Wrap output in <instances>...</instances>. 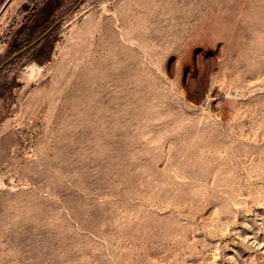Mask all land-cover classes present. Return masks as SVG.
<instances>
[{
	"label": "rangeland",
	"instance_id": "374dc122",
	"mask_svg": "<svg viewBox=\"0 0 264 264\" xmlns=\"http://www.w3.org/2000/svg\"><path fill=\"white\" fill-rule=\"evenodd\" d=\"M0 264H264V0L9 1Z\"/></svg>",
	"mask_w": 264,
	"mask_h": 264
},
{
	"label": "water",
	"instance_id": "95a60500",
	"mask_svg": "<svg viewBox=\"0 0 264 264\" xmlns=\"http://www.w3.org/2000/svg\"><path fill=\"white\" fill-rule=\"evenodd\" d=\"M51 28H52V27H51ZM51 28H49L44 34H42L40 38H42L45 34H47L48 31H49ZM40 38H39V39H40ZM39 39L35 40V42H37ZM35 42H33V43H35ZM33 43H31L30 45H28V46H26L25 48L21 49L20 51L16 52L15 54H13V56H12L10 59L17 57L19 54H21V53L24 52L26 49H28ZM10 59H9V60H10Z\"/></svg>",
	"mask_w": 264,
	"mask_h": 264
},
{
	"label": "crops",
	"instance_id": "0c3cea01",
	"mask_svg": "<svg viewBox=\"0 0 264 264\" xmlns=\"http://www.w3.org/2000/svg\"><path fill=\"white\" fill-rule=\"evenodd\" d=\"M9 1H11V0H0V14L2 13V11L5 9V7H6V5H7V3L9 2ZM48 30V29H47ZM46 30V31H47ZM45 31V32H46ZM45 32H43V34L45 33ZM30 45V44H29ZM28 46V45H27ZM26 47V46H25ZM25 47H23V48H25ZM23 48H21V49H23ZM20 49V50H21ZM20 50H18V51H20ZM17 51V52H18Z\"/></svg>",
	"mask_w": 264,
	"mask_h": 264
}]
</instances>
